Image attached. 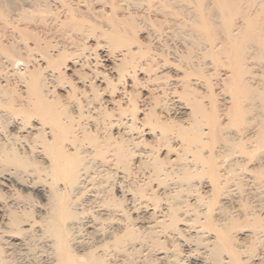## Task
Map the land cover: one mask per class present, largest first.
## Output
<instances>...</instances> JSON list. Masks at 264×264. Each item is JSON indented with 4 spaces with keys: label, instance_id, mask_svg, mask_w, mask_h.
<instances>
[{
    "label": "bare ground",
    "instance_id": "1",
    "mask_svg": "<svg viewBox=\"0 0 264 264\" xmlns=\"http://www.w3.org/2000/svg\"><path fill=\"white\" fill-rule=\"evenodd\" d=\"M51 1L55 2L54 3L55 10L50 7L51 6L50 0H36L35 2L31 0V2L33 3L32 10L41 12L43 10L41 8V5H42L44 8H47L50 14L51 12L52 14L55 13L56 18L60 16L58 15V12L63 13V18L61 20L59 19V21L60 23L66 22L65 23L66 26H68L67 20L68 21L69 20L70 21L79 20L80 18H81L80 20H82V18H84V15H86V13H88L87 14L88 16L92 15V13L94 15L99 14L96 8H91L89 6H82L81 4L80 6H82V8H78L77 3L81 0H51ZM214 1H216L217 5L219 6L220 11L223 14L222 15L223 17L229 19V16L232 15L233 13L234 14L239 13V14H242L243 16L242 15L241 16L242 18H244L245 16L244 12H246L247 8L241 9L242 6L241 8H238L234 6L235 3L232 5L233 2L231 3L230 0H214ZM258 2L264 6V0H259ZM110 3H112V1ZM4 4H5V7L8 5L7 9L10 10L8 8L10 4H8L7 1ZM52 6L54 5L52 4ZM117 6L119 10L114 9V7L112 6L109 12H106V13L104 12L101 15L111 14L110 16H113L112 20L115 22L118 20L117 19L118 17L126 18L127 22L132 26L133 24L132 13L131 11H128L129 7H127L129 6V3H127V5L118 4ZM245 7L243 6V8ZM250 8H252V5ZM119 11H121V13H117ZM257 12H260L258 14L262 15V17L260 18L264 17V7L262 10L257 11ZM28 15L25 16V15H22L21 13L17 14L20 20L25 19V17L28 20L30 19L32 20L33 16H28ZM259 16L260 15H258V17ZM263 19H260L262 21H260L259 23H256L252 19L256 24L254 22H251V19H250L249 20L250 23L249 22L248 23L250 24L249 27L252 29V31L246 30L245 34L242 31L243 34L238 36V34H236V31L235 33H233L234 32L233 28H231L230 30L228 29L229 34H225L227 36V39L229 40L228 42L231 43V44L228 43L229 45H231L229 47V50H230L229 53L231 55V58L230 57L229 58L231 59V65H233V68L234 70H236L235 71L236 73H233V75L235 74L234 77L233 75L230 74L231 77L233 78H228L229 75H227L226 73V75H224V77L221 78V81L227 84L225 86H227V88H229V91L232 93V95H230L229 93L228 96H225L223 100L225 99L224 101L226 102V100L229 99L232 103H228V105L226 107L224 106V108L221 107V109L219 110L220 113L217 112V110L215 109L217 114L219 113L218 115H216V112H214V110H213V113L218 117L222 115L225 116L224 119L227 118V124L229 122L228 120H230L231 121L230 124L234 123L233 126H235V124L240 125V126L244 125L242 126V128L237 127L238 131H236L237 130L236 126L233 127L234 129L236 128L235 129L236 132H234V135L231 134L232 128L231 129L228 128L231 132H229V130L227 132V127H226L227 124L225 126L226 129L224 128L225 130H223L222 126L224 125H222L223 123L221 122L222 120L224 121L223 118L219 117L222 119L220 121V119L212 115L213 114L212 112L211 114L209 111L205 110L206 108L205 109L202 108L205 105H203L202 103L199 104L201 101L198 102L199 101L198 99H194L196 98L194 97L196 96L194 95L195 94L194 92H197V94L199 92L197 91L199 89L195 87V85H197L195 84L197 83L195 80H194L195 82H192L193 81L192 80L190 83L189 82L190 79L189 81L185 79L188 82H183V84L182 82L179 83L181 86L183 85L182 88H184V91H186V94H187L186 96L193 95L194 100L190 99L192 101V103L190 102V105L192 106H188L189 105L188 104L189 102H188V103H185V105L188 104L187 107L186 106L178 107L177 109L178 112H175V113H179L180 118L182 119L180 121L181 123H179V125H177L176 128L174 127L175 129H173V131L171 130L167 131L166 129L167 127L164 128L163 127L164 125L162 126V122H160L162 119H159L161 117L160 116L158 117L159 115L157 113L158 111L155 110V105L157 104L156 102H152V104L148 106V108H146L147 114L149 113L153 114L154 117L153 118L150 117L149 121H144L140 123L139 126H136L134 112L133 111L129 112V109H128V107L129 108L136 107L134 103V99L131 97V95L133 94V91L131 89L129 90L127 88L124 89V92H122L121 96L118 97L115 101L111 99V102H113L112 107L105 108L104 104H107L106 101L102 100L103 101L102 102L100 99H98V97L101 96L100 92L106 91L107 88L111 87L109 92L113 93L115 91V88L117 87L116 86L117 84H119L120 82H123L125 84L124 81L126 78L130 79L131 76H134L133 74L135 72L136 65H134L135 63L133 62L134 60L133 59L134 58L133 49H136L135 47L133 48L131 46H126V45L124 46L125 48L122 47L123 50H121V54L119 53L120 58H118L117 60L118 62L116 64L115 63L113 64L111 71L109 72L110 74L108 76L106 75L104 71H99V70L90 72V74L92 73V75H88V73L86 72L82 73L84 80L85 78L87 79L86 80L87 83L84 84L85 82L84 83L81 82L82 84L80 86L78 87L74 86L69 90V92H72V93L78 92L81 95H83V98H82L83 105H82L78 97H73V99L68 102H61V101H58L59 98L57 96L53 95V90L56 86L55 82H57L62 77V73H60L59 71V69H61L60 66H62L63 68L65 67V69L70 68L64 65V62L51 61L49 67H46L47 63H49V60H46L45 62L44 60L40 59V61L42 62V64H44V66L40 64L41 66L37 67L38 69L33 68L29 71H27L28 69H26L25 71H22V72L16 71L11 67L13 66L14 62L17 60L15 58L16 54L13 56L10 55V52L14 51L13 49H15L14 46L16 45H14L12 49H10L13 45L12 43L9 44L11 47L6 46L7 48H5V51H4L5 53L4 58H6V61H7L5 70L7 69L6 71L7 73H10V75L19 77V79L22 81L21 87H22V90H23L22 92L24 93V96L19 99L17 98V96H15L16 98L14 97L10 100L5 99L7 96L8 98H11V96L13 97V94L9 95L10 94L9 91L11 90L9 89L6 90L8 87L3 88V86H5L4 84L3 86H0L1 96H3L4 94L7 95L9 93L7 96L5 95L6 97L3 96L5 98H2V100H0L1 104H3L5 108H7V110L3 108L0 109V127H1V131H0V141H1L0 142V159H1V169H0V264L4 262L2 261L3 260L2 258L5 257V255L3 257L1 256L4 254V253L1 254V248H2L1 246L5 245V247L2 248V249L5 248V250L6 249H10V251L16 250V247H18V245L20 244L19 241H21L20 239L21 235L23 238V234H26V232L32 229L35 224V220H30V219H27V221L25 219L26 223L22 224L24 221L21 220V217L18 214V211H16L17 205L15 204L16 202H18L17 201L18 194H16V187L20 185L19 183L20 180L16 176V172L14 173L13 171V169H15V165L16 167L22 166L25 168L27 166L28 167L31 166L32 168L27 167L28 168V169L26 168L27 171L26 169L24 171L25 172H29V171L40 172V173H37L40 176L38 175L37 177L36 175V178L37 180L40 179L43 182H45L43 183L44 185H42L38 189V191H41L42 193L41 195L44 196V200L47 198L46 203H44L43 205L47 204L48 207L46 208H48L49 211H47L48 214H45L47 216L42 217L40 221H38L40 222L39 223L40 226L38 229L41 232V235L43 236L46 235L47 238L49 237L48 240H50L48 241L49 245L47 246L48 247L47 251L50 253V255L47 254L48 255L47 264H111V263L114 264L115 262L113 263V261H119L120 264H131V262H133L135 257L137 258V256L141 254L139 252L142 246H145V247L148 246L150 248L151 247L156 248L157 246L159 247L160 244H163L162 240L164 238L161 240V236H163V234L165 233L170 234L174 237L176 236L178 237V239L179 237L181 238V236L183 238V236L185 235V234L182 235L183 230L186 232L185 227H194V230L192 228V231H194L193 236L191 237V234H190V237L188 238L189 239L195 238L197 240H200L201 243H198V244L202 245L201 248L203 249L200 252L198 251V253L196 252L198 255L199 253L201 254L200 256L195 255V256H198V258L194 256L195 258L192 264H239L240 262H244V261H240L241 259L239 258L240 262L236 263V259L235 261L233 259V258H236L235 256L238 252H241L240 249L238 248H240L242 241L247 236V234L246 235L243 234V231L236 232L235 230H233L235 231V234H233L231 230L235 229L233 227V223L235 222L234 219L238 220L240 219L239 217H243L241 219L242 220L244 219V221L245 220L247 221V222L245 221V225H247L246 223H248V225L251 224L250 226L253 228L252 230H250V233H255L256 236H257L256 230L258 229H260L261 231L260 230L259 231L262 232L263 234L264 224H262L263 221L260 222L262 218L260 220L256 219L255 217H253V219H250L252 215L249 217L247 213H243L247 209L245 210L242 209L244 210L242 211L240 209L243 206L242 204L239 205L241 206L240 208L236 204L235 209L237 210L236 211L237 214H235V217L237 216V218H234L233 216H229L228 213L226 214L227 211L224 208H226L225 204L231 201L232 192L230 193V190L232 188L229 190L227 189L229 186L225 187L227 186L226 184L224 185V183H226L225 182L226 179L223 182L221 178L223 177L226 178V176H223L221 173L220 174L223 177L220 176L218 169L219 167H222L223 164L225 165L224 161L225 159L226 160L228 159L227 158L224 159L223 157L224 159V161H222L223 164L219 166L221 162L216 160L217 153L216 151L213 152V149L217 150L216 148L219 147L218 143L222 142V144L220 143V145H223L221 147L225 148L223 143H227L230 150L233 149L234 151V149L236 150L238 149V150H241L242 153H244L245 151L246 153V154L244 153L245 155L250 153V155L253 156V154L255 153V156H256V153L260 151L261 153L264 152V81L260 82V85L254 84L255 86L252 83H250L249 80L253 79L256 75H252V73H249L251 72V70H249L248 72L249 66H247L246 62H243V60L245 61V57L248 56L246 55L247 54L246 52L249 51L247 50L248 47L250 48L249 45H252L255 42L256 44L262 43V45L264 43L263 38L261 39L260 42L257 41V40H260L259 38L260 34L264 32V29H263L264 20ZM229 20L226 21L225 19L226 25L227 23L231 24ZM56 21L57 20L55 19V22ZM79 25H80V22L77 24L75 22V24L72 25V28L71 27L70 28L74 30L76 29L77 31L75 32H78L79 30L81 31V28H79L80 27ZM42 27H44V25ZM17 29H19L18 31L20 35L23 33L21 37L23 35L27 36L29 34L26 39H30V38L33 39L34 36H32V34H33V30H35L33 27L31 28V26H28L27 24H25L21 27L18 26ZM68 30L70 31V29ZM257 34H259L258 35L259 39H257L256 37ZM210 38H212V36ZM113 40H114L113 42L116 43V38H113ZM34 41L36 42V40ZM34 41L32 43H34ZM206 44H207V41H206ZM262 45H260V47L259 45L258 46L256 45V47H258V49L257 48L256 49L258 51H261V50L264 51L263 49L264 47ZM24 49L26 50L27 47L25 48L24 46ZM76 50L77 49H74V51ZM17 51L18 50L16 49V52ZM71 51L74 52L72 49ZM249 53L250 52H248V54ZM263 55H264V52L262 56ZM75 58H78V56H75ZM81 63H83L82 60H81ZM229 64H230V61H229ZM81 65L83 66V64ZM164 65H163V68H164ZM141 66L143 65L141 64ZM39 68L46 69V71L42 73ZM158 77H161V75L160 76L157 75L152 78L150 77L149 79H151V81L153 82V80L155 79L157 80ZM261 77H260V80L262 79ZM183 78L179 80L184 81ZM216 78H218V76H216ZM179 80L177 79L178 82ZM98 81L99 83L97 84ZM177 81L175 79L174 84H177ZM100 83L103 84L104 86H101ZM131 83H133V81H131ZM136 84L137 83H135L134 85ZM157 85H161V84H157ZM85 87H88V90ZM171 89L173 90L174 86L171 87ZM164 90H161V93ZM89 91H91V93L88 94ZM65 92L68 93L67 90ZM197 98H199V95L197 96ZM153 99L155 101L156 98H153ZM195 100L197 101L193 102ZM229 100L227 102H230ZM90 104L92 105L91 109H89L88 111H86V113H84L83 106L88 107ZM229 104L231 105L229 106ZM216 108L218 109V107ZM209 109H211V107ZM126 111H128V113ZM80 119H83L84 121L81 122ZM159 123H161V126ZM145 125H147L146 127L149 128L148 134L149 132H154L153 130H156V129L158 130L159 128V130L157 131L158 133L154 135V137L158 139V142H160L156 146V149H154L153 147L147 149V147H145L148 144L147 139L141 138L143 134L142 135L137 134V131H134L140 128L141 126H145ZM7 127L8 129H6ZM168 127L170 126L168 125ZM111 129H116V132L112 133ZM222 130L227 133L222 132ZM240 132L241 134L244 133V135L239 136L238 134H240ZM133 133L136 134V136H134ZM237 135L239 136V138H237L238 137ZM210 138L212 142L214 141V143L217 144L216 146H218L216 148H213L215 147V144L214 143H213L214 145L212 144L211 150L213 153L210 151V147H211L210 144L212 143ZM216 140H218L217 143H216ZM171 141H175V144H170ZM207 143H210V144H207ZM129 144H132L136 148L134 150H130L128 147ZM245 144H249V146L250 144H252V146L249 147L247 145L248 146L247 147ZM159 145H162L159 148H162L163 145L169 146V149L168 151H166V153L169 152V150L170 151L174 150L175 151L174 157L172 159L171 157L159 158V156L157 155L158 154L157 152L159 151V148L157 147ZM206 146H210L209 148L207 147L209 149V150L207 149L209 152L205 150ZM203 147L205 148L204 152H202ZM230 150H228L230 153H234L233 151L231 152ZM237 154L240 155V153H237ZM237 154H235V156ZM263 154L264 153L260 155H263ZM225 155H227V152ZM235 156L233 157L234 159H236ZM240 156H241L240 158H244V160H241V161H245L246 157L242 155ZM251 156L249 157V159H251ZM238 157L237 159H240ZM231 160L233 161L232 157H231ZM216 161L219 162V164H217ZM259 161L261 160L259 159ZM226 162L227 164H229L228 162H230V159ZM246 162L248 161L246 160ZM233 164H235V160ZM240 164H242L243 167H245V162L244 164L243 163H240ZM9 165L14 166V168L12 167V170H11L10 169L11 167H9ZM132 165H135L136 168L142 170L141 174H143L142 175L143 180L141 182H136L137 180L134 182V180L132 179L134 183L123 185L124 183L123 182L121 183V181L123 180V177L125 175L127 176V173L132 174L133 171L137 170V169H134L132 171ZM230 167H232V165ZM230 167L228 166V168ZM223 169L225 168L223 167ZM223 169H222V172H223ZM241 170L244 171V169H241ZM207 171L209 172L210 177ZM225 171L227 174V168ZM35 172L33 173L34 175L36 174ZM95 173H97L96 175L97 185L100 186L98 188L96 185L95 188L97 187L96 189H101V192L103 193L99 192L98 196L100 197H97L99 199L100 204L99 203H98L99 205L95 204L96 206H98V210L100 211V212L97 211L98 215L94 216L92 215L93 213L90 210L89 211L92 213L91 215L94 216L97 221H99V223L101 222V224H103V221L108 223L107 225L108 228H106V230L101 233L100 237L96 240L97 242H95V244L97 243L96 244L97 246H95V244L90 245L88 243L82 242L83 240L82 241L78 240L77 235H74L75 233L74 229H76L75 227H78V226L74 227V225L75 223L78 222V220L81 217H83L82 215L83 208L82 210L80 209L82 206L79 207L80 211H78V207H77L79 206V203H77L78 198L81 200L80 196L78 195L79 193L82 194L84 192L82 191L85 188L83 185L84 181L88 182L86 180H89V178L92 179L95 176ZM238 173H241V172H238ZM238 173H235V174L237 175ZM199 174H205L206 176L208 175L207 177H209V180H202V178H199ZM31 175L32 173L30 174V176ZM138 175L136 174V176ZM219 176L221 178H219ZM195 177L199 178L198 179L199 181ZM200 177L205 178L204 175ZM247 177H250V176H247ZM116 178L117 180L119 179V181H114V179ZM261 178H262V175H261ZM194 180L195 181L197 180L198 183L200 184L202 183L201 186L204 184L203 187L205 188V190L203 189L204 191L202 192V194H200L199 191L197 192L198 188H196L195 186L196 184L194 183L195 182ZM262 180L263 179H261V182ZM90 181L91 180H89V182ZM258 182L259 180L257 181V183ZM92 183L93 182H90V184ZM153 183L155 185H153ZM229 183L230 182H228V184ZM259 185H260V182H259ZM85 186L87 187V185ZM115 186L119 188L118 191L120 192V195L116 196L112 193L113 192L112 190ZM45 193H48V196ZM86 199H89V198H86ZM90 200L89 202L91 203V201L93 200L91 201ZM235 201H236L235 203H237V201L239 200L236 199ZM232 202L234 201L232 200ZM90 203H87V204L89 205ZM83 205H86V204H83ZM199 206L202 208L201 209L198 208ZM237 207L241 210V213L240 212L238 213L239 209ZM92 210L96 211L95 209H92ZM23 211L24 209L22 210V213L27 212V210L25 212ZM22 213L20 214L22 215ZM133 213L135 214L133 215ZM23 215H29V214H23ZM80 215L82 216L80 217ZM247 216L249 218H247ZM249 219L252 220L251 223H249ZM80 223H82V221ZM91 223L93 222H89V225L87 226L85 225V226L86 227L94 226ZM181 225L184 226L183 229L181 228ZM92 228H91L92 231L95 230L94 227ZM206 232H209L210 234L209 233L207 234ZM91 233L92 232H90V234ZM204 233H206L207 236H205ZM94 234L95 233H93L92 235ZM164 236L166 237V235ZM253 237L256 238L255 236ZM186 239L187 237L185 239L183 238L182 240L184 241ZM178 244L175 243V244L170 245L169 248L167 247L165 249L163 248V250L161 252L159 251L158 255H156L157 257L153 259V262H156L157 260H160L161 262V260H163L167 264L169 262L172 263L173 258H176V259L178 258V247H177ZM198 244H197V247L195 246L193 249H188L186 252L195 253V251L199 250L198 247L200 246H198ZM96 248L97 249L99 248V251L95 250ZM42 251H43V248H42ZM135 254H138V255L135 256ZM36 260L37 259H35V261ZM136 260H139V256H138V259ZM136 262H133L132 264H135ZM142 262L143 261H141V263H138V264H143L144 262L143 263ZM176 262H178V260H175V263ZM146 264H152V263L150 262Z\"/></svg>",
    "mask_w": 264,
    "mask_h": 264
},
{
    "label": "rangeland",
    "instance_id": "2",
    "mask_svg": "<svg viewBox=\"0 0 264 264\" xmlns=\"http://www.w3.org/2000/svg\"><path fill=\"white\" fill-rule=\"evenodd\" d=\"M6 1L8 4H10V6L8 7L10 10L7 9L8 5L5 7L4 3ZM35 1L33 0V2H35ZM111 1H112V3H110ZM125 1L127 3H129V6H127V7H129L128 11H131V13H132V19H133L132 26L127 22L126 18L118 17L117 18L118 20L115 22L112 20L113 16H110L111 14L101 15L104 12L105 13L109 12V10L111 9L112 6L114 7V9L119 10L117 5L118 4L127 5V3ZM230 1H231V3L233 2L232 5L235 3L234 6H236L238 8H241V6H242L241 9L247 8L246 12H244V14H245L244 18H242L243 15L239 14V13H235V14L233 13L232 15H230L229 16L230 20L223 17L222 16L223 14L221 13L219 6L217 5L216 1H214V0H209V1L208 0H197V1L196 0H162V1L161 0H157V1L156 0H97V1L96 0L95 1L94 0H81V1H79L80 3L79 2L77 3L78 8H82V6H89L91 8H96V10L99 12V14L94 15L91 12L93 16L90 15L91 13L89 14L90 16H88L87 15L88 13H86L87 16L84 15V18H82V20H80L81 18L79 20H71V21L67 20L68 26H66L65 25L66 22H63L64 23L63 24V23H60V21H59V19L61 20L63 18V13L58 12V15H60L59 16L60 18L59 17L56 18L55 13L52 14V12H51V14H50L48 12L47 8H44L42 5H41V8L43 10L41 12L34 11V10H32L33 9V6H32L33 3L31 2V0H0V86H3V84H4L5 86H3V88L8 87L6 90L9 89L12 91V93H11V91H9L10 94L9 93L8 94L9 95L13 94V97L11 96V98H8V96H7L8 94L3 95V96L6 95L7 96V97L5 96L6 98L0 95V100H2V98L10 100V99L14 98L15 96H17V98L19 99V98L24 96V93L22 92L23 90L21 87L22 81L19 79V77L13 76V75H10V73H7L6 72L7 69L5 70V66L7 64L6 63L7 61H6V58H4L5 57L4 51H5V48L11 47L9 45L10 43L13 44V45L11 44L12 47L10 49H12L14 45H16V46H14L15 49H13L14 50L13 52H15V53L10 52V55L13 56L16 54L17 56H19V57H17L15 55V58L17 60L14 62L13 66H11L16 71L22 72V71H25L26 69H28L27 71H29L33 68L38 69L37 67H39L41 65L44 66V64H42L40 59L44 60L45 62H46V60H49V63H47L46 67H49L51 61H58V62L62 61V62H64V65H66L67 67H70L69 69H65V67L63 68L62 66H60L61 69H59V71H60V73H62V77L57 82H55L56 86L53 90V95L57 96L59 98L58 101H61V102H68V101L72 100L73 97H78L79 100L81 101L82 105H83V102H82L83 95H81L78 92H76V93L69 92V90L74 86H76V87L80 86L82 84L81 82H83V83L85 82L84 84L87 83L86 82L87 79L85 78V80H84L82 73L86 72V73H88V75H92V73L90 74V72H94L95 70L96 71L99 70V71H104L106 73V75L108 76L110 74L109 72L111 71L113 64L114 63L116 64L118 62L117 61L118 58H120L119 53L121 54V50H123V48H125L124 46L126 45V46H131L133 48L134 47L136 48V49L132 48L134 50L133 62L135 64L133 62L132 63L134 65H136V69H135V72L133 74L134 76H131L130 79L126 78L124 81L125 84L123 82H120L119 84H117L116 85L117 87L115 88V91L113 93L109 92L111 87L107 88L106 91L100 92L101 96L98 97V99H100L101 101L102 100L106 101L107 104H104L105 108L112 107L113 102H111V99H113L115 101L118 97L121 96L122 92H124V89L127 88L128 90L131 89L133 91V94L131 95V97L134 99V103H135L136 107L135 108H132V107L129 108L128 107V109H129V112H132V111L134 112V118H135L136 126H139L140 123H142L144 121H149L150 117L151 118L154 117L153 114H150V113L147 114V110H146V108H148V106H150L152 104V102L157 103L155 105V110L158 111L157 113L159 115L158 114L157 115H158V117L159 116L161 117L159 119H162L160 122H162V126L164 125L163 126L164 128L167 127L166 128L167 131H170V130L173 131V129H175L177 127V125H179V123H181L180 121L182 118H180V114L175 113V112H178L177 109L180 106H186L187 107L188 104H189L188 106H192V105H190V102L192 103V101L190 99H192V100L198 99L199 100L198 102L201 101L199 104L202 103L203 105H205L206 107L202 105L203 106L202 108H204V109L206 108L205 110L209 111L210 113L211 112L213 113V110H214V112H216L215 109L217 110V112L220 113L219 110L221 109V107L224 108V106L226 107L228 105V103H232L229 99H227L226 102L224 101L225 99L223 100V98H225V96H228L229 93H230V95H232V93L229 91V88H227V86H225L227 84H225V82L221 81V78H223L224 75H226V73H227V75H229L228 78H233L235 76V74L233 75V73H236L235 72L236 70H234L233 65H231V59H230L231 55L229 53V51H230L229 47L231 46L229 44H231V43L228 42L229 40L227 39V36L225 34H229L228 29L230 30L231 28H233V30H234L233 33H235V31H236V34H238V36L243 34L242 31L245 34L246 30L252 31V29L249 27V25H250L249 20L250 19H251V22L255 21L256 23H259L260 21H262L260 19L264 18V17L260 18V17H262V15L258 14L260 12H257V11L262 10L264 7L263 5H261L258 2L259 0H255V1L254 0H245V2H244V0H230ZM50 2H51L50 7L55 10V4H54L55 2H53L51 0H50ZM248 3H249V5H248ZM52 4L54 6H52ZM80 4L82 6H80ZM111 4H112V6H111ZM251 5H252V8H250ZM243 6L244 7L246 6V7L243 8ZM260 8H262V9H260ZM217 9H218V11H217ZM29 12H30V14H29ZM18 13H21L22 15H25V16L29 14L28 16H33L32 20L31 19L28 20V19H26V17H25V19L20 20L19 17L17 16ZM117 13H121V11H119ZM239 15L240 16L242 15V16L240 17ZM258 15H260V16L258 17ZM42 17L43 18L45 17L46 19L44 18V20H43ZM55 19L58 22L57 21L55 22ZM225 19H226V21L229 20L231 24L227 23V25H228L227 26L225 23ZM52 20L54 21V23ZM75 22H76V24L80 22L79 28H81V31L78 29L79 31L75 32V31H77L76 29L75 30L71 29L72 25L75 24ZM24 23L27 24L28 26H31V28L33 27L36 30V31L33 30V34H32V36H34L33 39H31V38L26 39L29 34L27 36L23 35L21 37V35L23 34L22 33L23 31L21 32L22 33L21 35L19 34V31H18L19 29H17V28H18V26L21 27V26L25 25ZM224 23L226 26L224 25ZM197 24H199V25H197ZM37 25H39V26H37ZM43 25H44V27H42ZM238 26L240 27V29ZM46 27H47V29H46ZM225 28H227V29H225ZM44 29H46V30H44ZM68 29H70V31H72V30L73 31L70 32ZM43 32H44V34H43ZM263 34H264V32H262V34H260V37L258 36L259 34H257L256 37H257V39L260 38V40H257V39L256 40L259 42L261 41L262 38L264 40ZM211 36H212V38H210ZM113 38H116V43L113 42L114 41ZM31 40H33V41L36 40V42L34 41V43H32L33 41H31ZM197 40H199V41H197ZM206 41H207V44H206ZM24 44H26L27 46ZM184 44H185V46H184ZM196 44H198V45H196ZM205 45H206V47H205ZM256 45L257 46L259 45V47H260V45H262V43L256 44V42H255L252 45H249L250 48L248 47V49H247L249 51L246 52L247 53L246 55H248V56L245 57V61L243 60V62H246L247 66H249L248 72H249V70H251V72H249V73H252V75H256L255 77L253 76L254 77L253 79L249 80L250 83H252L253 85L254 84L260 85V82L264 81V55L262 56L264 51L263 50L258 51L257 50L258 47H256ZM24 46H25V48L27 47L26 50L24 49ZM226 46H228V47H226ZM262 46L264 47V43ZM262 46H261V48H262ZM16 49L18 50L17 52H16ZM71 49L73 51H74V49H77V50L72 52ZM207 50H208V52H207ZM135 51H136V53H135ZM214 51H215V53H214ZM256 51H258V52H256ZM248 52H250V53L248 54ZM75 56H78V58H75ZM251 57H253V58H251ZM215 58L217 59V61ZM218 59H220V60H218ZM81 60L83 61V63H81ZM229 61H230V64H229ZM175 62H177V63H175ZM79 64L80 65L83 64V66L81 65V67H80ZM141 64L143 66H141ZM163 65H164V68H163ZM209 67H211V68H209ZM40 71L43 73L44 71H46V69H40ZM195 72H197V73H195ZM230 74L233 75V77H231ZM157 75H159V76L161 75V77H158L157 80L156 79L153 80V82L151 81V79H149L150 77L152 78V77L157 76ZM216 76H218V78H216ZM174 77H175L176 81H177V79L181 80V78H183L184 81L179 80V82L177 81V84H174V81H175ZM178 77H180V78H178ZM197 77H198V79H197ZM260 77L263 80L262 79L260 80ZM185 79H187L188 81L190 79V81H189L190 83L192 80H193L192 82H195V81L197 82V83H195V84H197V85H195V87L197 89H199V90H197L199 92H198V94H197V92H194L195 94L193 93L194 95H196V96H194L196 98L193 99V95L186 96L187 95L186 91H184V88H182L183 85L181 86L179 84L180 82H182V84H183V82H188ZM131 81H133V83L135 81V83H137V84L134 85L135 83L133 84V83H131ZM257 81L259 84L257 83ZM95 83H96V81H95ZM98 83H99V81L97 82V84ZM157 84H161V85H157ZM179 85L181 86V88L183 89L184 92L182 91V89L180 88ZM101 86H104V85L101 84ZM173 86H174V89L172 90L171 87H173ZM85 88L88 90V87H85ZM175 88H177V89H175ZM122 89H123V91H122ZM158 89H159V91H158ZM66 90L68 93L65 92ZM161 90H164L165 92L162 91V93H161ZM204 91L206 94L204 93ZM177 92H179V93H177ZM200 92H201V94H200ZM89 93H91V91H89L88 94ZM198 95H199V98H197ZM191 96H192V98H191ZM153 98H156L155 101ZM228 100L230 102H227ZM196 101L197 100H195L193 102H196ZM222 101H224V102H222ZM185 103H188V104L185 105ZM223 104H225V105H223ZM230 105L231 104H229V106ZM91 106H92L91 104L88 107L83 106L84 113H86V111L91 109ZM210 107H211L212 111H211V109H209ZM216 107H218V109ZM1 108L7 110V108H5L4 105L1 104V101H0V109ZM126 112L128 113V111H126ZM217 112H216V115L219 114V113L217 114ZM212 115L216 116L214 113ZM222 116H219V117L224 119L225 116H223V117ZM219 117L216 116V118L220 119V121H221L222 119ZM80 121L83 122L84 120L80 119ZM228 121H229L228 124H230L231 121L230 120H228ZM170 122H171V124H170ZM218 122H219V120H218ZM221 122L223 123L222 125H224V126H222L223 130H225L226 129L225 126L227 124V118L224 119V121L222 120ZM159 124L161 126V123H159ZM228 124L226 126L227 132L229 129L232 128L231 134H233V135H234V132L238 131L237 127L242 128V126H244V125L240 126V125L235 124V126L237 128V130L235 131L236 128L235 129L233 128V127H235V126H233L234 123H231L232 125L231 124L228 125ZM168 125L170 127H168ZM146 126L147 125L141 126L140 128H138L134 131H137V134H141V135L143 134L141 138L147 139L148 144L145 146V147H147V149L151 148V147L156 149V146L160 142H158V139H156L154 137V135L156 133H158L157 131L159 130V128H158V130L157 129L153 130L154 132H149V134H150L149 135L148 134L149 128H147ZM6 129H8V127ZM223 130H222V132H225ZM0 131H1V127H0ZM111 132L112 133L116 132V129H111ZM227 132H225V133H227ZM229 132H231V131L229 130ZM133 135L136 136V134H134V133H133ZM238 135L241 136V135H244V133L241 134V132H240V134H238ZM150 136H152V137H150ZM239 136L237 138H239ZM210 140H211V138H210ZM217 141L218 140H216V143H217ZM211 142H212V140H211ZM213 143H214V141L211 144L207 143V144H210L211 147L206 146L205 147L206 149L203 147L202 152H204L205 150L208 151L209 147H210V151L212 152L211 149H212ZM220 143L222 144V142L218 143L219 147L216 146L217 144H215V143H214L215 147H213V148L218 147V148H216L217 150L213 149V152L216 151V153H217L216 160L221 162L219 164V162L216 161V163L219 164V166L221 164H223L222 161H224L225 158H227L228 160L230 159V162H228L229 164L231 162L234 163V160H235V164L238 160H240L238 162L243 163V164L245 162V167H243V165L238 163V162L236 165L233 163H231L229 165L226 162L228 160L225 159L224 162H225L226 166L223 164L222 167H219V169L217 168L219 174L221 173L223 176H226V178H224L221 174H220V176H222L223 178H221L219 176V178H221L223 182L226 179V181H225L226 183H224V185L226 184L227 186H225V187L229 186L227 188L229 190L232 188L230 190V193L232 192L231 201L227 202L225 204L226 208H224V209L227 212L225 210L224 211L226 212V214L228 213L229 216H233L234 218H237V216L235 217V214H237V212H236L237 210L235 209L236 204L239 208L241 207L239 205L242 204L245 208L242 206L243 208L241 207L240 209L241 210L247 209L248 211L247 210H245V211L242 210V211H244L243 213H247V215L249 217L252 215L250 219H253V217H255L256 219L260 220L262 218L260 222H262V221L264 222V203H263L264 202V184H263L264 183V176H263L264 175V157H263L264 154L260 155L264 152L261 153V151H260V152H258L259 154L256 153V156L258 155L257 157L255 156V153L253 154V156H251L250 153L245 155L246 154L245 151H244L245 154L242 153V151L238 150V149L237 150L234 149V151H233V149H231V150L229 149L227 143H223L225 148L221 147L223 145H220ZM170 144H175V141H171ZM245 145L249 146V144H245ZM161 146L162 145H159L157 148H159ZM250 146H252V144H250ZM128 147L130 150H134L136 148L132 144H129ZM226 147H227V149H226ZM168 149H169V146H167V145H163L162 148H159V151L157 150L158 151L157 155L159 156V158L171 157V159H172L174 157L175 151L169 150V152L166 153V151H168ZM228 150H230L231 152L233 151L234 153H230ZM226 152H227V155H225ZM237 153H240V155L245 156L246 157L245 161H241V160H244V158H240L241 156ZM205 154H206V152H205ZM233 154H234V156H235V154H237L235 156L236 159L233 158L234 157ZM228 155H230V156H228ZM250 156H251V159H249ZM223 157H224V159H223ZM231 157H232L233 161L231 160ZM237 157L240 159H237ZM189 158H191V157H189ZM259 159L261 161H259ZM246 160L248 162H246ZM246 163H247V165H246ZM227 165L229 167L232 165V167L228 168ZM239 165L241 168L239 167ZM6 167H8V166H6ZM9 167H11L10 168L11 170H12V167L14 168V166H12V165L11 166L9 165ZM223 167L225 169H223ZM249 167H251L253 171ZM26 168L22 167V166L16 167V165H15V169H13L14 173L16 172V176L20 180V182H19L20 185L18 187H16V194H18V196H17L18 202H16L15 205H17V208L16 207L15 208H16V211H18V214L20 215L21 220L24 221V222L21 221V222H23L22 224L26 223L25 219H26V221H27V219L35 220V224H34V227L29 230L30 232L28 231V232H26V234H23V238L21 235V238H20L21 241H19L20 244L18 245V247H16V250H11V251H10V249L5 250V248L2 249L3 247H5V245L1 246L2 247L1 248V254L4 253L1 256L3 257L5 255V257H3V258L1 257L3 259V260L2 259L1 260L4 261L2 264H4V263L5 264H32V263L33 264H43L44 262H45L44 264H47V261H48V259H47L48 255L47 254L50 255V253L47 251L48 250L47 246L49 245L48 241H50V240H48L49 237L47 238L46 235H44L45 237L43 235H41V232L38 229L40 226V224H39L40 222H38V221H40V219L42 217L47 216L45 214H48L47 211H49V209L46 208V207H48V205L47 204L43 205L44 203H46L47 198L44 200V196L41 195L42 194L41 191H38V189L42 185H44L43 183H45V182H43L40 179L37 180L36 175L38 177L39 174H37V173H40V172L29 171V170H28L29 172H25L24 170ZM28 168H32V167L29 166ZM226 168H227V174L228 175L230 174L229 176L226 174V171H225ZM0 169H1V159H0ZM27 169H26V171H27ZM134 169H137V170L133 171ZM222 169H223V172L225 171L224 172L225 175L223 174ZM241 169H244V171ZM239 170H241V171H239ZM248 170H250V171H248ZM21 171H23V172H21ZM132 171L134 173L133 172H132V174L127 173V176L125 175L123 177V180L121 181V183L122 182L124 183L123 185L132 184L136 180H137L136 182H141L143 180V177H142L143 174H141L142 170L136 168L135 165H132ZM257 171L259 174L257 173ZM34 172L36 173L35 175L33 174ZM234 172L235 173L241 172L242 174L238 173L236 175ZM250 172L251 173L253 172V173L251 174ZM31 173H32V175L30 176ZM207 173L209 175L208 171H207ZM136 174L137 175L139 174V175L136 176ZM253 174L255 175V177ZM96 175H97V173H95V176L93 177L95 179L92 178L93 180L89 178V180H91L90 182H93L92 184H90L89 180H86L88 182L84 181L83 185L85 188H84V190H82L84 192L82 193L83 195L81 193H79L78 196H80L81 200L78 198L79 202L77 200V203H79V206H77L78 204L76 205L78 207V211H80V209L82 210V208H83L82 215L84 218L81 217L82 215H80L81 218L74 225V227L78 226V227H75L76 229H74L75 230L74 235H77L78 240H80V241L83 240L82 242L88 243L90 245L95 244V242H97L96 240L100 237L101 233L104 232L106 230V228H108L107 227L108 223L103 221V224H101V222L99 223V221H97L94 217L95 215H98V212H97V211H99L98 206H96L95 204H98V203L100 204L99 199L97 197H100L98 195H99V192H101V189H96L97 187L98 188L100 187L99 185H97ZM128 175L129 176L131 175V176L129 177ZM203 175L205 176V178L200 177ZM259 175H260V177H259ZM261 175H262V178H261ZM207 176L205 174H199V178H202V180H209L210 175H209V177H207ZM247 176H250V177H247ZM199 178H196V179L198 180ZM231 178H233V179H231ZM234 178H235V180H234ZM132 179L134 180V182L132 181ZM227 179H228V181H227ZM261 179H263L262 180L263 183L261 182ZM197 180L196 181L194 180L195 181L194 183L196 184L195 186H196V188H198L197 192L199 191V193L202 194V192L205 190V188L203 187L204 184L201 186L202 183L201 184L198 183L199 180L198 181ZM202 180H201V182H202ZM256 180L257 181L259 180L260 185H259V182L257 183ZM114 181H119V179L117 180V178H116V179H114ZM253 181H254V183H253ZM228 182H230L229 183L230 185L228 184ZM261 183H262V185H261ZM256 184H257V186H256ZM85 185H87V187ZM96 185H97V187L95 188ZM153 185H155V184L153 183ZM89 186H90V188L93 186L94 188L93 187L92 188L94 190H96L97 192L94 191L92 188L90 189ZM256 187H257V189H256ZM87 188H89V189H87ZM118 190H119V188L117 186H115L112 190L113 191L112 193L116 196L120 195V192ZM237 190H238V192H237ZM250 190H251V192H250ZM256 190H257V192H256ZM101 193H103V192H101ZM45 194H47V196H48V193H45ZM91 194L92 195L94 194V195L92 196ZM235 196H236V198H235ZM24 197H25V199H24ZM92 197L95 199H93ZM86 198H89V199H86ZM90 199L93 201H91ZM236 199L239 200V201H237V203H235ZM89 200L91 201V203L89 202ZM232 200L234 202H232ZM92 202H94V203H92ZM87 203H90V204L88 205ZM83 204H86V205H83ZM92 205L93 206L95 205V206L93 207ZM200 206L198 208L201 209L202 207H200ZM79 207H81V208L79 209ZM85 208H86V210H85ZM23 209H24L23 212H25L26 210H27V212L22 213ZM92 209H95L96 211H94ZM240 209H239L238 213L239 212L241 213ZM231 211H233L234 213ZM20 213H22V215ZM23 214H29V215H23ZM91 214L94 216H92ZM134 214L135 213H133V215ZM248 216H247V218H249ZM239 218L241 219L243 217H239ZM240 219H238V220L234 219L235 222L233 223V227L235 229H232L231 231L233 232V234H235V231L236 232L243 231V234H245V235L247 234V236H249V234H250V236L249 237L246 236V238L242 241L240 248H238V249H240L241 252H238L236 254V256H235L236 258H233L234 261L236 259V263L240 262V261L245 262V263L240 262L239 264H242V263L243 264H261V263L264 264V253H263L264 252V250H263L264 249V242H263L264 241V231L262 234V232H260L261 231L260 229L256 230L257 231L256 232L257 236H256L255 233H250V230L253 229L250 226L251 224L248 225V223H246L248 225L247 226V225H245L246 220L244 221V219L243 220L242 219L240 220ZM250 219H249V223L252 222V220H250ZM81 221H82V223H80ZM89 222H93V223H91L92 225H94L92 227H94V229L97 230L98 232L95 230L92 231L91 230L92 227H89V226L86 227L87 225H89ZM263 222H262V224H264ZM188 223H190V222H188ZM81 224H82V226H81ZM238 225H240V226H238ZM24 226H26V225H24ZM249 226H250V228H249ZM183 227L184 226L181 225L182 229H183ZM185 228H186V232L183 230L182 235L185 234L189 241L187 239H186L187 241L182 240L183 238L184 239L186 238L185 235L183 236V238L181 236V238L179 237V239H178V237H176V236L174 237L170 234L165 233V234H163V236H161V240L164 238L162 240L163 244H160L159 247L157 246L156 248L151 247L152 249L148 246L147 247L142 246L141 247L142 252H141V250L139 252L141 254H139V255L135 254V256L138 255L139 260L143 261L145 264L150 263V262L152 264H167L163 260H161L162 263L160 262V260L153 262V259L155 257H157L156 255H158L159 251L161 252L163 250V248L164 249L166 247L169 248L170 245L175 244V243H177V244L179 243L180 245L179 244L177 245V247H178V258L177 259L173 258L174 263L169 262L168 264H192V262L194 261V258L195 257L198 258V256H200V254H201V253H199V255H198L197 254L198 251L200 252L203 249L201 248L202 245L198 244V243H201L200 240H197L195 238H193V239L188 238V237H190V234H191V237L193 236L194 231H192V228L194 230V227H185ZM188 228L189 229L191 228V229L189 230ZM237 228H238V230H237ZM79 230H81V231H79ZM233 230H235V231H233ZM89 231L92 233L90 234ZM29 233H31V234H29ZM93 233H95L96 235L95 234L92 235ZM206 233L208 234L209 232H206ZM206 233H204L205 236H207ZM164 235H166V237ZM251 235L255 236L256 238H254ZM173 237H174V239H173ZM173 240L175 243L173 242ZM194 240H196V241H194ZM96 244H95V246H97ZM197 244L200 247H198L199 250L195 251V253L191 252L192 253L191 254V253L186 252L188 249H193L195 246L197 247ZM38 247H39V249H38ZM42 248H43V251H42ZM34 250H35V252H34ZM95 250L99 251V248L98 249L96 248ZM12 251H13V253H12ZM27 252H29L30 254ZM195 255H198V256H195ZM138 256H137V258L135 257V259L133 260V262L138 261L135 264L141 263V261L136 260V259H138ZM176 257H177V255H176ZM239 258L241 259L240 261H239ZM35 259H37V260L35 261ZM174 259L178 260V262L175 263ZM133 262H131V264ZM113 263L117 264V263H119V261H113Z\"/></svg>",
    "mask_w": 264,
    "mask_h": 264
}]
</instances>
